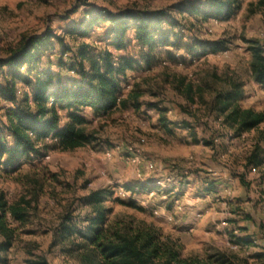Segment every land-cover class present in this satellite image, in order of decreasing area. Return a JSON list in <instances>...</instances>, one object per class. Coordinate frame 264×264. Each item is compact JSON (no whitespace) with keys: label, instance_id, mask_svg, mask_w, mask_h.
I'll return each instance as SVG.
<instances>
[{"label":"rangeland","instance_id":"rangeland-1","mask_svg":"<svg viewBox=\"0 0 264 264\" xmlns=\"http://www.w3.org/2000/svg\"><path fill=\"white\" fill-rule=\"evenodd\" d=\"M186 1L0 0V63L24 39L48 32L72 51L80 43L93 52H113L104 35L108 22L88 39L75 41L65 33L95 10L114 16L164 11L176 24L177 37L170 40L175 47L156 51L149 69L141 64L127 75L123 96L138 92L137 107L131 103L105 117L83 112L84 132L92 138L83 148L61 151L48 145L17 169L0 165V195L7 205L20 203L25 213L23 221L6 216L12 234L10 246L0 250V264H81L87 239L75 231L90 217L82 200L91 191L108 194L102 208L110 210L109 223L152 226L176 244L182 258L264 264V180L259 169L245 167L254 147L264 148V125L235 137L215 108L218 96L236 84L240 106L264 112V89L250 72L251 48H264V0H243L228 23L204 24L176 13ZM215 44L220 48L209 49ZM60 52L55 46L47 53L52 72H59ZM113 54L143 57L132 37L125 51ZM70 58L71 51L62 62ZM4 70L0 67V75ZM187 84L192 100L182 91ZM5 121L0 109V127ZM5 241L0 234V246Z\"/></svg>","mask_w":264,"mask_h":264},{"label":"trees","instance_id":"trees-1","mask_svg":"<svg viewBox=\"0 0 264 264\" xmlns=\"http://www.w3.org/2000/svg\"><path fill=\"white\" fill-rule=\"evenodd\" d=\"M242 1L187 0L176 9V13L202 24L210 21L228 23L240 10ZM105 22L109 27L104 35L113 52L125 51L128 38L132 37L143 53L141 61L114 56L112 51L93 52L80 43L72 51L63 45L60 36L48 32L40 37L24 39L17 50L0 63L1 69H6L0 75V100L5 104L0 109L6 120L0 127V165L17 169L22 161L41 156V151L48 145L61 151L83 148L92 140L84 132L87 121L82 114L85 110L96 117H105L117 110L128 109L131 103L133 107L138 106L140 94L132 90L123 96L122 85L126 83L127 75L137 71L141 64L144 69H149L159 48L175 47L176 44L170 40L177 39L173 32L176 24L164 11L124 12L114 16L95 10L65 33L75 41L88 39ZM165 26L170 30L166 31ZM55 46L61 49V57L56 63L59 72H52L46 65L50 58L47 53ZM198 47L206 50L210 46ZM215 48L220 46L215 44L209 49ZM262 49L258 46L251 48L250 72L254 83L264 89ZM185 50L189 52L188 48ZM70 51L69 62H62V57ZM182 84L181 81L179 87ZM182 91L189 100L193 99L191 85H185ZM241 99L242 91L235 84L215 101L219 116L223 117L224 125L234 131L235 137L264 125V112L242 108L239 104ZM263 163L264 149L257 145L246 157L245 167L258 169ZM260 177L264 180V170ZM261 196L264 199V191ZM108 197L106 191H91L82 200L83 206L90 210V217L85 226L75 231L87 239L84 249L87 248L88 252L81 257V264L228 263L212 257L206 260L182 258L176 244L162 239L152 226L124 221L109 223L107 216L110 210L102 208ZM126 205L133 207L131 203ZM7 214L15 221H23L25 215L20 203L7 205L0 195V234L6 238L0 246L1 251L10 246L12 234L6 222ZM63 228L66 236H72L70 227Z\"/></svg>","mask_w":264,"mask_h":264},{"label":"crops","instance_id":"crops-1","mask_svg":"<svg viewBox=\"0 0 264 264\" xmlns=\"http://www.w3.org/2000/svg\"><path fill=\"white\" fill-rule=\"evenodd\" d=\"M256 85V84H255ZM1 101V100H0ZM5 104L1 101V106H4ZM86 111H88V110H85L84 111V113H86ZM258 146L260 147V144L258 143ZM262 149H264V148H262ZM251 153V152H250ZM249 153V154H250ZM248 154V155H249ZM259 169V171L262 173V171L264 170V163H263V165L260 167V168H258ZM209 195H213V194H209ZM261 196V195H260ZM262 197V196H261ZM262 199H263V197H262ZM264 200V199H263ZM194 212H193V210H188L187 212H186V215L187 216H192V217H194V214H193ZM194 219V218H193ZM185 222V221H184Z\"/></svg>","mask_w":264,"mask_h":264},{"label":"built area","instance_id":"built-area-1","mask_svg":"<svg viewBox=\"0 0 264 264\" xmlns=\"http://www.w3.org/2000/svg\"><path fill=\"white\" fill-rule=\"evenodd\" d=\"M252 172H255V169H253V171Z\"/></svg>","mask_w":264,"mask_h":264}]
</instances>
